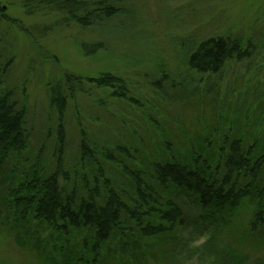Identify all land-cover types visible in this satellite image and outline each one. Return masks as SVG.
<instances>
[{
	"label": "rangeland",
	"instance_id": "rangeland-1",
	"mask_svg": "<svg viewBox=\"0 0 264 264\" xmlns=\"http://www.w3.org/2000/svg\"><path fill=\"white\" fill-rule=\"evenodd\" d=\"M0 9V96L12 92L27 136L0 166V264H239L235 256L264 264V227L252 232L248 202L210 214L168 191L181 225L140 239L126 231V217L97 258L74 232L35 222L17 228L9 204L22 185L58 171L67 188L106 194L107 186L132 209V178L150 182L158 162L202 150L214 170L224 140L264 146V0H117L116 15L89 29L63 13H29L21 0H0ZM214 37L239 41L245 58L216 75L192 71L190 54ZM66 75L120 84H87L59 116L50 95Z\"/></svg>",
	"mask_w": 264,
	"mask_h": 264
},
{
	"label": "trees",
	"instance_id": "trees-1",
	"mask_svg": "<svg viewBox=\"0 0 264 264\" xmlns=\"http://www.w3.org/2000/svg\"><path fill=\"white\" fill-rule=\"evenodd\" d=\"M21 1L29 13L40 9L63 13L83 29L113 18L117 12V0ZM243 58L245 51L239 41L214 37L196 46L188 58V67L199 74L216 75L229 61ZM5 71L0 67V86ZM89 83L95 87L112 88L120 81L109 75L99 79L66 75L51 90L50 105L62 116L75 93L82 92ZM12 97V92L0 96V166L10 155L24 150L27 144L24 114ZM63 136L59 127L60 147L64 144ZM223 146L218 151L219 162L214 170L211 154L204 156L202 150H198L188 159L156 163L153 176L146 184H142L139 178H132L136 185L132 209L126 206L120 194L107 186L106 194L98 187L84 194L85 190L77 186L67 188L68 178L58 171L44 179L37 178L27 187L22 185L21 195L16 190L19 197L15 196V191L12 194L9 204L15 226L35 222L61 231L63 235L75 233L76 239L85 243V250L97 258L100 247H107L111 238L124 232L122 223L132 222L133 226L126 231L136 233L140 239L163 236L176 225H181L180 207L171 197L165 198L170 191L171 195L178 193L193 197L198 206L210 214L235 211L243 203H251L256 209L251 223L252 232H255L264 227V146L245 147L237 137L228 142L224 140ZM81 150L85 153L84 144ZM126 217L129 218L127 222ZM234 259L239 264L247 262L237 256Z\"/></svg>",
	"mask_w": 264,
	"mask_h": 264
}]
</instances>
